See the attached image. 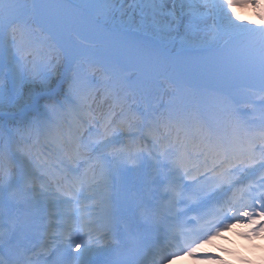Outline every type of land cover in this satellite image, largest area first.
<instances>
[{"label":"snow or ice","instance_id":"6c2138e0","mask_svg":"<svg viewBox=\"0 0 264 264\" xmlns=\"http://www.w3.org/2000/svg\"><path fill=\"white\" fill-rule=\"evenodd\" d=\"M237 226L264 234V0H0V264H224L197 253Z\"/></svg>","mask_w":264,"mask_h":264},{"label":"bare ground","instance_id":"6f19581e","mask_svg":"<svg viewBox=\"0 0 264 264\" xmlns=\"http://www.w3.org/2000/svg\"><path fill=\"white\" fill-rule=\"evenodd\" d=\"M251 13L256 14L252 9ZM250 228L245 226H237L230 229L227 234L231 237L229 239L224 238V234H222L219 238L212 241L210 244H204L199 253H206L207 255H215L219 256L224 264H230L228 260L222 258V256H228L229 258L238 260L241 264H263V254H264V240L257 238L254 243H251L249 238H246L243 233L249 231ZM233 238L234 243L240 244L243 249L250 255L251 261L244 258L235 248V245L232 244L229 240ZM224 250V251H222ZM219 253V255H218ZM225 258V257H224ZM194 264H219L217 261H204L194 259ZM175 264H182V260L179 259Z\"/></svg>","mask_w":264,"mask_h":264},{"label":"rangeland","instance_id":"374dc122","mask_svg":"<svg viewBox=\"0 0 264 264\" xmlns=\"http://www.w3.org/2000/svg\"><path fill=\"white\" fill-rule=\"evenodd\" d=\"M29 2H31V0H29ZM250 8L248 9H238V12H239V15L241 17V20H247L249 18L251 19H256V14L254 13H251L250 12ZM206 70L205 69H196V68H192V69H182V70H177L176 72L172 73V78L177 81L178 79H180L181 76H185V75H188V76H195L201 80H204L202 79V74L205 72ZM263 237H264V234H263Z\"/></svg>","mask_w":264,"mask_h":264}]
</instances>
